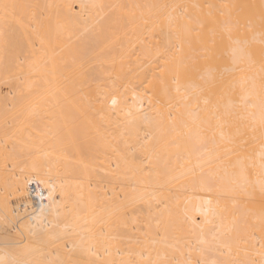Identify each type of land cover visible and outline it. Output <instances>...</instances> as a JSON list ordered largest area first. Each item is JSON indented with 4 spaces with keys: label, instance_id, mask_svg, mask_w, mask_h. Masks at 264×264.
I'll use <instances>...</instances> for the list:
<instances>
[{
    "label": "bare ground",
    "instance_id": "1",
    "mask_svg": "<svg viewBox=\"0 0 264 264\" xmlns=\"http://www.w3.org/2000/svg\"><path fill=\"white\" fill-rule=\"evenodd\" d=\"M0 192V264H264V0H0Z\"/></svg>",
    "mask_w": 264,
    "mask_h": 264
},
{
    "label": "rangeland",
    "instance_id": "2",
    "mask_svg": "<svg viewBox=\"0 0 264 264\" xmlns=\"http://www.w3.org/2000/svg\"><path fill=\"white\" fill-rule=\"evenodd\" d=\"M13 113H14V114H13ZM12 114H13L15 117L17 116V114H16L15 112H12ZM47 123H48V124H51V121H47V119H42V128L44 129V132H43L42 136H46V131L48 130V128H47V126H45V124H47ZM26 125H27V124H26ZM30 125H31V124H30ZM25 127L27 128V126H25ZM25 127H24V128H25ZM29 128H31V127L28 126V129H29ZM18 129H19V128H17V130H18ZM28 129H22V128H21L20 131L22 132V130H23V133H20L19 130H18V132H19L20 134H22V136H23V135H24V130H25V137L23 136L24 139H25L26 137H28L27 139H31V140H34V139H35V140H37L38 135H39L40 133H36L37 131H34V132L31 133L30 131H32L33 129H30V130H28ZM26 130H28L30 134H33V133H34V136H32V135L29 136V135H30L29 133H28V135L26 136V134H27L26 132H28V131H26ZM18 132H17V133H18ZM17 133H16V134H17ZM16 137H18V135H17ZM16 137H12V139H18V138H16ZM7 152H8V150H7ZM20 153H21V152H20ZM18 154H19V153H17V154H14V153L12 154V153H10V154H8V155H18ZM20 160L22 161V159H20ZM7 163H8V162H7ZM5 165H6V164L3 165L2 170H4V172H7L8 170H5V169H6V168H5ZM6 166H7V165H6ZM3 168H4V169H3ZM13 168H14V167H13ZM13 168H12V169L9 168L8 173H10V174L17 173L16 170L13 169ZM10 174H8V175H10ZM9 191H11V190H7V191L4 192V193L7 194V195H8L9 193H12V192H9ZM7 192H8V193H7ZM4 193H3V192H2V193L0 192L1 195L4 194ZM23 193H24V192H23ZM23 193H22V194H23ZM25 193H26V192H25ZM5 194L3 195V198H5V199L7 198V200L9 201V199L12 198V195L9 194L10 197H9V199H8V196H7V197H4ZM20 195H21L20 193H19V195H17L18 198L20 197ZM26 195H28V194L26 193ZM22 196H23V195H21V197H20L21 199L19 198L20 201L17 199L18 201H16V202L22 204L23 201H24L25 199H29V198H30L29 200H30V202H31V205H33V209H35L36 206H35L34 203H36V201H38L37 198L35 199V198H32V197H29V195H28L29 198H28V197H22ZM24 196H25V195H24ZM34 199H35V200H34ZM10 200H11V201L14 200V202H15V197H14L13 199H10ZM21 200H22V201H21ZM33 202H34V203H33ZM21 204H19V205H17V206H20ZM31 205H30V206H31ZM0 223H3V222L0 221ZM7 224H10V223L7 222V223H5V224H0V227L3 226L2 229L0 228V234L2 233V234L0 235V240L6 239L5 241L3 240V241H0V242H6V241H7V236H8V238L12 239V241H14L15 238L19 239V241H22V240H23V238H22L23 236L21 235L20 231H18L15 227L13 228L12 224L9 225V226H8ZM4 233H6V234H4ZM3 234H4V235H3ZM5 235H6V236H5ZM15 236H16V237H15ZM1 237H3V238H1ZM4 237H5V238H4ZM10 239H9V240H10ZM15 241H16V240H15ZM17 241H18V240H17ZM7 242H8V241H7ZM6 247H7V248H6ZM6 247H5V250L9 248V246H6ZM11 247H12V246H11ZM11 247H10L8 250H11ZM12 249H13V247H12ZM14 249H15V248H14ZM3 250H4V247H3Z\"/></svg>",
    "mask_w": 264,
    "mask_h": 264
},
{
    "label": "snow or ice",
    "instance_id": "3",
    "mask_svg": "<svg viewBox=\"0 0 264 264\" xmlns=\"http://www.w3.org/2000/svg\"><path fill=\"white\" fill-rule=\"evenodd\" d=\"M115 103V101H113Z\"/></svg>",
    "mask_w": 264,
    "mask_h": 264
}]
</instances>
